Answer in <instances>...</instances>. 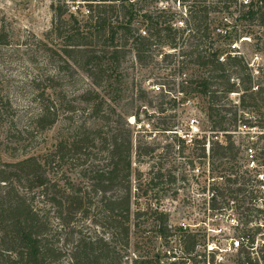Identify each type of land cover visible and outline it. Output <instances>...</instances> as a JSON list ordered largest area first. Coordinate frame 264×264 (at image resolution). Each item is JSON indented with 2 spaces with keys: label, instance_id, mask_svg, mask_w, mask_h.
<instances>
[{
  "label": "trees",
  "instance_id": "trees-1",
  "mask_svg": "<svg viewBox=\"0 0 264 264\" xmlns=\"http://www.w3.org/2000/svg\"><path fill=\"white\" fill-rule=\"evenodd\" d=\"M88 1L97 2L98 10L91 9L82 25L72 15L66 20L65 11L54 7L50 33L56 31L63 41L65 77L83 74L94 85L81 94L91 119L76 124L74 118L67 116L73 109L70 110L66 96L57 93L55 86L46 84L37 95L38 113L19 129L10 99L0 92V119L7 125L4 151L13 159L0 160V264H124L123 259L131 250L132 216L136 219L134 226L139 229L145 230L143 221L147 217L159 237L168 241L174 236L170 214L158 206V198L155 201L152 194H146L147 210L137 208L133 215V207L141 199L142 176L137 170L134 179V164H149L152 186L158 182L175 184L179 176L169 174L165 178L159 163L161 157L155 156L157 148L142 142L136 144L132 127L98 91L108 89V95H114L115 88L123 85L129 77L124 67L129 54L134 56L133 66L148 71V78L160 82L168 92L183 94L181 100H204L210 134L187 142L175 125L160 130L171 132L175 138L172 148H177L178 157L185 158L180 162L182 168L188 165L194 169L204 159L209 161L215 179L213 210L220 209L217 203L223 200L226 190L219 179L228 184L240 180L249 183L252 172L256 171L250 169V163H264V133H256L264 131V66L254 69L245 56L233 53L231 46L217 45L213 37L216 27L208 24L212 14L239 7V14L248 24L247 35L253 34L255 28L264 30V0H202L203 10H190L186 29L177 26L174 16L166 19V12H146L139 16L132 9L137 0ZM107 7L115 12L107 15ZM201 12L202 16H196ZM139 18L144 28L137 24ZM68 24L70 28L66 27ZM3 38L0 36V44L4 43ZM44 80L53 82L54 78ZM35 82L39 87L40 81ZM142 94L148 101L146 92ZM179 95H174L172 102L176 104ZM233 96H237V101ZM161 106L158 110L163 113ZM133 115L140 123L138 114ZM65 120L69 126L60 133L55 149L30 156L36 146L35 135ZM242 127L247 129V134L237 142L236 135ZM189 147L195 150L193 156H185ZM70 166L81 168L78 178L67 175ZM228 173L235 175V179L226 177ZM36 191L50 208L36 206L33 197ZM238 193L232 190L235 199ZM247 193L249 201L244 202L243 217L245 225L252 227L246 231L248 234L238 237H246L250 244H255V236L264 225V203L263 208L257 205L258 190L252 188ZM50 210L55 211L54 217ZM92 210L101 220L96 224L107 228L108 236H87L79 231L75 240L66 225L78 215L89 217ZM175 230L184 249L185 256L180 257L183 264L189 261L216 264V252L208 255L197 250L200 232L183 227ZM253 230L254 234H249ZM238 255L237 264H256L246 247H241ZM168 258L177 259L175 254ZM260 259L264 260V253ZM135 264L148 262L135 260Z\"/></svg>",
  "mask_w": 264,
  "mask_h": 264
},
{
  "label": "rangeland",
  "instance_id": "rangeland-1",
  "mask_svg": "<svg viewBox=\"0 0 264 264\" xmlns=\"http://www.w3.org/2000/svg\"><path fill=\"white\" fill-rule=\"evenodd\" d=\"M200 2L202 0H187L185 2L182 0H137L132 9H135L139 16L146 12L155 14L166 12V19L174 16L177 26L186 29L185 21L188 19L190 10L195 12L198 9L203 10ZM97 4V2L88 0H0V36L4 37V43L0 44V92L10 99L13 111H15V122L19 129L27 126L31 116L38 113L37 95L39 89L46 87V84L55 86L57 93L62 92L66 96L68 103L71 104L70 110L73 109V112L67 113V116L74 118L76 124L91 119L83 104L81 94L85 90L94 88V85L83 74L79 77H65L61 49L63 41L58 38L56 31L53 34L50 31L53 28L55 8L59 7L65 11L66 20L72 15L82 25L91 9L98 10ZM237 8L239 7H234L226 13L212 14L208 24L216 27L213 37L217 45L231 46L233 53L245 56L251 66L258 69L259 66H264V30L255 28L253 34L247 35L245 32L248 24L241 17ZM105 9L107 15H112L115 12L109 7ZM202 12L196 16H202ZM138 21L137 24L142 28V19L139 18ZM66 27L70 28V25L68 24ZM201 41L207 42L206 39ZM41 42L43 43L41 44ZM133 62H135L134 56L129 54L124 65L125 72L129 74V77L125 79V84L115 88L114 95H108V89H98V91L102 97L115 106L118 114L132 127L136 144L142 142L157 148L155 156L161 157L159 163L163 166L161 172L165 174V178L172 174L179 176V180L175 184L166 185L158 182V185L152 186L149 184V164H134V179L137 176V170L142 172V176L141 187H139L141 199H139V205H134L133 215L137 208H144L143 211L147 210L149 198L146 194H152L155 196V201L158 198V206L170 214V225L173 227L172 234L174 236L168 241L159 237L155 232V225L147 217L144 218V221L142 220L145 230L143 227L139 229L138 226H134L136 219L132 216L131 250L129 256L123 259L124 264H135V260H145L148 264H158L157 260L162 262L160 264H170L171 261L183 264L180 257L185 256L184 249L179 243V236L175 230L182 227L183 224L189 226L187 229L190 231L200 232L201 242L197 248L200 253L206 252L209 255L210 252H216V264H237L236 260L239 255L234 249V239H237L239 235L248 234L246 231L252 227V225H245L243 217L246 208L244 202L249 201L247 190L251 191L253 188L259 191L260 198L257 205L259 204L258 206L263 208L264 165L262 164L264 163L261 162L262 164L258 165L256 162L254 167H252L253 162L250 163V169H256V171L252 172L253 177L249 183L240 180L238 183L228 184L225 180L219 179L218 182L226 187V190L223 200L219 199L217 203L220 209L213 210L211 207L212 186L215 184V179L211 173L209 161L204 159L202 164H195L194 169L188 165L182 168L183 165L180 162H184L185 158L178 157L177 148H172L175 138L171 132L165 133L160 130L167 128L168 125H175L179 128L182 137L188 133L187 139H195L198 136L200 138L201 135L210 134L204 100L201 98L181 100L183 94L168 92L160 82L148 78V71L139 66H133ZM186 73L189 74V72ZM47 77H53L54 81L44 80ZM35 80L40 81L39 87ZM154 86L162 87L161 91L154 90ZM142 91L146 92L148 101H152V103H148L142 97ZM56 92L49 91L54 96H56ZM162 94H165V97ZM174 95H179L176 104L172 102ZM110 98L115 101L112 102ZM233 99L237 101V96H233ZM160 106L164 109L163 113L158 110ZM133 114H138L140 123L136 121ZM194 119H197L198 123H192ZM68 126L69 122L65 120L41 135L36 134V146L30 156L45 154L55 149L60 133L63 130L67 131ZM6 130L7 125L0 119V160L11 162L13 159L5 153L3 145ZM246 131L245 127L241 128V131L236 135L237 142L246 136ZM255 132H251V135H254ZM256 133L262 134L264 131ZM194 151L192 147H189L185 156H193ZM207 152L209 153L208 147ZM80 170L81 168L70 166L67 168V175L71 178H78ZM181 172L185 173L183 177L180 175ZM229 176L233 180L236 177L228 173L226 177ZM232 190L239 191L237 199L233 197ZM33 197L39 208H50L51 205L45 204L38 191L33 194ZM93 213L92 210L87 218L78 215L66 225L67 232L74 233L71 235L75 240L79 231L87 236H108V229L96 224L101 220ZM50 215L54 217L55 211H51ZM255 223L256 221L254 226ZM261 227L262 230L255 236V239L259 244L256 252L262 258L264 225ZM254 232L255 230L249 234H254ZM210 248H213V251H210ZM172 254H175L177 259H169L168 257ZM186 263L193 264L191 261ZM262 264H264L263 259Z\"/></svg>",
  "mask_w": 264,
  "mask_h": 264
},
{
  "label": "built area",
  "instance_id": "built-area-1",
  "mask_svg": "<svg viewBox=\"0 0 264 264\" xmlns=\"http://www.w3.org/2000/svg\"><path fill=\"white\" fill-rule=\"evenodd\" d=\"M153 89L154 90H156V91H161V89H162V87H160V86H154L153 87ZM134 123V122H133ZM192 123H198V120L197 119H194V120H192ZM183 138L184 139H187V136L185 135V136H183ZM192 138H189V139H187V142H190V140H191ZM252 157V156H251ZM253 163H252V167H254V165H255V161H252ZM250 167V166H249ZM183 228H185V229H187L189 226H187L186 224H183V226H182ZM258 242L256 241L255 242V244H250L249 243V239L248 238H246V237H238L237 239H234V249L238 252L239 251V249L241 248V247H246L247 249H249V251L251 252V254H252V257H253V259H254V262L256 263V264H262V261H261V259H260V256H259V254L256 252L257 251V248H258ZM212 249V250H211ZM210 251H213V248H210ZM258 254V255H257ZM257 255V256H256Z\"/></svg>",
  "mask_w": 264,
  "mask_h": 264
}]
</instances>
